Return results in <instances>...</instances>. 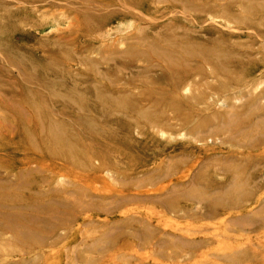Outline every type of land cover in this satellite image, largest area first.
<instances>
[{
	"label": "rangeland",
	"instance_id": "rangeland-1",
	"mask_svg": "<svg viewBox=\"0 0 264 264\" xmlns=\"http://www.w3.org/2000/svg\"><path fill=\"white\" fill-rule=\"evenodd\" d=\"M263 4L0 0V264H78L82 257L98 264H202L187 258L193 248L159 247L158 240L175 238L211 241V252L218 245L253 247L264 263V227L228 220L258 203L224 216L210 213L211 196L228 183L220 171L229 151L247 153L264 168V145L250 151L246 138L234 144L237 131L224 117L236 105L231 116L249 111L243 126L255 122L256 135L264 134ZM255 23L259 29L251 27ZM185 27L192 32L190 50H207L218 40L222 51L251 48L253 69L239 84L222 74L203 78L213 72L207 61L158 39L159 31L183 35ZM154 43L181 63L151 53ZM111 48H131L134 55L111 60ZM119 100L129 104L124 111ZM159 101L163 118L136 113ZM163 119V128L149 125ZM58 131L64 137H55ZM253 172L264 176L262 169ZM145 226L159 230L157 237L143 239ZM41 237L46 243L34 253L11 254Z\"/></svg>",
	"mask_w": 264,
	"mask_h": 264
},
{
	"label": "bare ground",
	"instance_id": "bare-ground-1",
	"mask_svg": "<svg viewBox=\"0 0 264 264\" xmlns=\"http://www.w3.org/2000/svg\"><path fill=\"white\" fill-rule=\"evenodd\" d=\"M132 2L133 0H127ZM180 3H189L190 0H177ZM131 5V4H130ZM128 6V5H126ZM264 10V4L263 7H260ZM251 10H254L252 8ZM53 16V15H52ZM103 21H105V18H103ZM154 22V21H153ZM259 23L253 24L251 27H256L259 29ZM122 27V26H121ZM124 27V26H123ZM185 32L183 35L179 34H171V33H164L162 34L160 31L158 33V39H161L164 41L165 44H168L173 47L174 49L185 51L188 54H191V56H197L204 62H208L211 69L213 70L212 74L209 75L207 73H201L203 78H207L210 76H217L220 77L219 74L224 75V78H227V81L233 83V84H239L242 79L244 78L246 71L252 70L254 67V64L251 60H247L250 58L251 54H253L251 48L250 50H220L219 48H216L218 44L221 43V41H215L214 46L210 47L206 50L204 48L203 50H190L189 45H191L188 42V36L192 33L190 30L188 31V28H184ZM183 28H180L181 30H184ZM243 31V30H241ZM260 32V30H259ZM100 35V34H99ZM103 35H108L106 32H103ZM156 35V34H155ZM102 36V35H101ZM100 38V37H99ZM116 40V39H115ZM111 41V40H110ZM121 41V40H120ZM116 42V41H115ZM103 43L101 42V45ZM112 44V43H111ZM123 44V43H121ZM195 45V43H193ZM235 44V42H234ZM110 45V44H109ZM199 45V43H198ZM197 45V46H198ZM104 48L108 47L106 45H102ZM114 47L113 45H111ZM110 46V47H111ZM163 46V45H162ZM159 43H154L150 46L151 53L159 54L162 57L167 58L169 63L171 65H177L179 62L181 63V59L177 56H174L172 52L168 51V47L166 49L162 48ZM165 47V46H164ZM108 49V48H106ZM170 49V48H169ZM109 53H107L108 58H115V57H131L134 55V52L132 49H128L127 51H118L116 49H110ZM172 50V48H171ZM172 50V51H173ZM174 51V52H176ZM260 52L264 54V46L262 45L259 49ZM179 53V52H176ZM180 57V56H179ZM111 59V60H112ZM114 60V59H113ZM183 60V58H182ZM230 61V62H229ZM87 62L90 63L94 68H99V66L90 58L87 59ZM234 69V71H233ZM236 69V70H235ZM188 71H182L174 72V76H181V75H187ZM102 74V73H100ZM105 76V75H104ZM190 76V75H189ZM59 80V79H56ZM49 86L52 88H56L57 84L54 82L47 81ZM180 87L179 85H177ZM225 91V90H224ZM220 91V92H224ZM77 93V92H76ZM95 93V92H94ZM78 94V93H77ZM63 96H69L70 93L66 92L62 94ZM230 99H234V97H229ZM255 102H259L256 101ZM102 104V103H101ZM107 105V104H106ZM128 103H123L121 100L117 102L118 110H125V108H128ZM161 102H156L151 108H140L136 110V113H138L140 116H142L145 119H151L153 117H160L165 115V110L160 108ZM236 106V105H235ZM234 105H230L229 110L224 111V117L229 118L228 122L230 124V127L232 131H237V133L233 136H231L230 141H232L234 144L238 142H242L241 139L246 138L247 139V146L250 151L253 149H256L258 147H261L264 145V134L259 133L256 135V129L258 128V125L255 122H251L249 126L244 127L243 123L247 120H249L251 113L249 111L245 112V114L241 113L234 117H232L231 113L234 109H237ZM124 107V108H123ZM262 106L259 107V109ZM154 108V109H153ZM242 108V107H240ZM235 112V111H234ZM135 113V114H136ZM93 114V113H92ZM220 114V113H219ZM218 115V114H217ZM148 120V121H149ZM150 122V121H149ZM261 124L264 125V116L260 120ZM150 126H158V128H163L167 125L166 121L163 119L160 122H150ZM236 127V128H235ZM223 128H227L225 125ZM222 128V129H223ZM63 131V130H62ZM58 131L57 133H54L55 137L62 138L64 137V132ZM225 142V141H224ZM250 153V152H249ZM61 155L54 154L53 157H59ZM228 156L230 158L226 159L225 168L220 171L227 177L228 183H225L224 187H222L220 195H212V210L210 213L213 217H216L219 214H222L223 216L226 214H231L234 212H242L246 210L247 208L251 206L253 203H258L259 207L253 209L252 211L242 214V215H236L228 217L229 222L231 225L235 226H245L248 225L249 228H255V229H261L264 227V217H258L257 214L264 213V203H263V193L261 192V183H264V176L260 178L255 177L254 170L259 171L262 169L264 171V168H262L258 163L259 160H255L252 157H248L247 153H237L236 151H229ZM66 162L70 164H74L76 162L75 159L72 157H67L66 155L62 156ZM51 159V158H50ZM62 159V158H61ZM247 166H252L251 171L247 170ZM243 184L247 185L245 189H239L240 186ZM240 184V185H239ZM258 184V185H257ZM264 185V184H263ZM261 192V194H258ZM238 195V196H237ZM247 205V206H246ZM246 206V208H244ZM175 210V209H174ZM179 210V209H178ZM188 212V211H186ZM175 213V212H174ZM187 215V214H186ZM159 231V230H158ZM157 230H154L150 226L144 227V237L143 239H146L149 237H157L158 234ZM32 234L31 231H26V236H30ZM149 239V238H148ZM145 240V242L148 241ZM162 239V238H161ZM179 239V238H178ZM175 238L174 239H163L158 240L159 247H171V246H177V244H182L186 246L187 248H193L192 250L185 251L187 254V258H195L199 257L200 260H202V264H226V263H233V264H256L261 262V258L259 255L262 253V251H259L258 249L254 250L253 247L243 246V247H237L233 250H224L222 248V245H218L217 248H220L217 251L211 252V248L213 247L211 241L208 242L205 239H201L199 241H192V239H183L182 242H179V240ZM178 240V241H176ZM40 241L39 243H32L33 245H27L25 246V251L18 253L16 251L15 253H11L13 256H20L25 254H31L35 252L36 247L42 246V244L46 243V239L41 237L38 239ZM52 242V241H51ZM50 242V243H51ZM148 244V243H146ZM44 246V245H43ZM204 249L199 251L198 249ZM233 248V247H232ZM209 249L210 252H206ZM103 252V251H102ZM176 252V251H175ZM184 255V254H183ZM182 255V256H183ZM173 256V255H171ZM171 257V258H175ZM186 258V259H187ZM264 259V258H262ZM199 260V261H200ZM77 263V262H75ZM100 261H93L92 259L87 258H81L79 259L78 264H98ZM74 264V262L72 263ZM261 264V263H260ZM264 264V263H262Z\"/></svg>",
	"mask_w": 264,
	"mask_h": 264
}]
</instances>
